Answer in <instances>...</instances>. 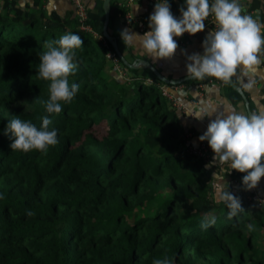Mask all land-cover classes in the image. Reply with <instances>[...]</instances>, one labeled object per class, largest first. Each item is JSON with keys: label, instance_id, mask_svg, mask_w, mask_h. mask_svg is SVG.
<instances>
[{"label": "trees", "instance_id": "1", "mask_svg": "<svg viewBox=\"0 0 264 264\" xmlns=\"http://www.w3.org/2000/svg\"><path fill=\"white\" fill-rule=\"evenodd\" d=\"M118 1L110 2L108 26L115 13L124 16ZM168 3L179 19L184 0ZM38 4L0 0V264H153L164 257L173 264H264V207L247 200L241 173L232 170L223 187L205 167L210 157L183 146L177 111L161 92L168 84L148 67L130 66L147 57L120 34L112 35L117 54L102 33L101 8L100 17L87 10L84 29L75 12L48 13ZM255 8L264 20L255 0L246 11ZM67 33L83 40L69 77L79 90L59 114H46L39 54ZM109 53L123 80L112 74ZM156 69L168 79L187 76ZM209 78L218 80L180 84ZM222 83L234 106L243 101ZM43 115L57 129V144L45 152L11 150L8 122L20 118L39 128ZM260 184L263 178L258 190ZM217 187L238 196L244 211L229 219L227 206L216 203ZM206 215L216 222L202 229Z\"/></svg>", "mask_w": 264, "mask_h": 264}, {"label": "clouds", "instance_id": "2", "mask_svg": "<svg viewBox=\"0 0 264 264\" xmlns=\"http://www.w3.org/2000/svg\"><path fill=\"white\" fill-rule=\"evenodd\" d=\"M139 4L131 8L139 11ZM177 19L170 11L168 0H159L149 16V31L142 35L121 31L124 44L136 45L153 60L170 59L178 47L174 37L184 33L194 35L205 28V20L214 17L215 29L210 31L202 42L203 54L187 57V75L196 80L213 77L227 83L236 73L238 66L253 68L261 63L260 54L264 53V23L259 17L242 14L239 0H184ZM83 44L77 34L67 33L59 39L45 43V51L39 54L37 75L48 82V99L41 101L46 114H59L62 103L71 102L79 90V85L69 83V77L75 76L76 49ZM250 87L251 85H247ZM199 141H206L213 155L212 161L205 167L219 162L226 174L232 170L246 173L242 177L245 190L257 187L264 177V111L250 114L230 110L217 113L201 109L196 119L213 117ZM42 123L37 128L31 121L20 118L11 119L5 128L10 133L11 150L28 152L47 151L49 146L57 144V129H50L52 121L48 115L40 117ZM230 170V171H229ZM225 176L221 177L224 179ZM225 180V179H224ZM216 203H224L229 209L228 218L237 216L244 209L238 196L228 189L217 187ZM31 215V212H29ZM216 222L214 216L203 217L200 227L207 229ZM249 231L253 229L248 225ZM153 264H173L168 258L154 259Z\"/></svg>", "mask_w": 264, "mask_h": 264}, {"label": "crops", "instance_id": "3", "mask_svg": "<svg viewBox=\"0 0 264 264\" xmlns=\"http://www.w3.org/2000/svg\"><path fill=\"white\" fill-rule=\"evenodd\" d=\"M20 4L30 5L34 0H18ZM39 7L42 9L53 13H58L60 15L64 14L65 12H71L72 14L74 11V6L71 0H38ZM83 4L86 6V9H93L95 10L94 15L100 17L97 10L100 8L104 13L103 3L104 0H81ZM119 0L117 3H119ZM254 0H239V3L243 10H246L250 4H252ZM257 3H260L264 6V0H255ZM134 3L139 4V11L135 8H131ZM130 6V11L133 17H135L136 22L131 24H127L125 22L124 17L121 14H114L113 21L111 26H107L108 33L112 35L120 34L122 30L127 29L130 33H136L142 35L143 32L140 31L139 27L137 26V19L138 17H146L147 19L154 11V5L146 0H136ZM97 9V10H96ZM254 10L261 11L260 8H255ZM88 13V12H87ZM105 18V13H104ZM149 21V19H148ZM104 23V21H103ZM109 24V23H108ZM149 24V22H148ZM147 24V26H148ZM103 29V28H102ZM212 31V29L205 28L202 32H198L194 35H189L188 33H184L180 37H174L177 41L178 47L176 49L175 54L170 59H160V60H153L152 57L147 56L144 50L136 45H133L134 50L142 54L143 56L147 57L148 61L151 64H155V66L163 73L168 74L172 77H177L182 74H187L186 64L189 62L187 57L192 54H203V47L202 42L204 41L206 35ZM113 37V36H112ZM261 63L259 65L253 66V68L249 69L245 66H238L236 73L232 76L235 80L236 84L242 89L243 93L245 94L250 109L253 112H260L264 111V64H262V60H264V53L260 54ZM180 84V83H179ZM251 85L248 87L247 85ZM168 89L171 93L178 98L187 108L194 107L196 110V116L194 118L190 117L186 112H179L176 113L179 116L180 124L182 126V133L183 135L189 133V143L190 145H196L199 142V136L203 134L205 127L208 125L210 119L213 117H205L203 119H196L201 114V109L205 110H215L217 113H223L230 110H234L238 113L247 114V110L245 108L244 101L239 102L235 106L225 97L224 87L219 84H211L206 87V89L200 93L194 85H172L168 84ZM194 103V105L192 104ZM213 153L210 156V162L213 158ZM209 162V163H210ZM208 163V164H209ZM210 168V167H209ZM222 168H226L222 166L217 161L215 164L213 163L211 166L212 175L215 177H219L220 184L224 187L229 183L227 181H223L221 177L225 176L228 179H231L230 174H226L222 171ZM224 177V178H225ZM264 179V177H262ZM227 183V184H226ZM263 187V191L259 190L260 193L264 194V184H260ZM258 187V186H257ZM259 189V187H258Z\"/></svg>", "mask_w": 264, "mask_h": 264}, {"label": "built area", "instance_id": "4", "mask_svg": "<svg viewBox=\"0 0 264 264\" xmlns=\"http://www.w3.org/2000/svg\"><path fill=\"white\" fill-rule=\"evenodd\" d=\"M74 6V10L75 13L79 19V22L81 23V28L84 29H90L88 26H84V21L87 19V9L86 6L83 4V2L81 0H71ZM136 1V0H121L119 2V5H121L122 7H124L126 9L125 13H124V19L125 22L127 24H131L133 22H136L135 17H133V15L131 14L130 11V6L132 5V3ZM150 2L152 4H155L156 2H158V0H150ZM211 3V0H210ZM243 10V9H242ZM242 14H250L252 15L254 18L255 17H259V20L261 21V23H264V20H262L261 16H260V11L259 10H250V11H246L243 10ZM181 16V13H179V17ZM148 19L146 17H138L137 19V26L139 27L140 31L142 32H146L147 31V24H148ZM216 27L215 25V20L214 17L210 16L208 19L205 20V28H209L214 30ZM204 28V29H205ZM108 57L110 58H114V62H115V68L119 69L121 68L120 65H118L117 60L114 57V54L109 53ZM122 70V68H121ZM148 82H152L151 79L147 80ZM211 84H219L221 86H223L222 81L220 80H213L211 78L201 81V82H197L195 84V88L202 93L207 86L211 85ZM161 92L162 95L167 98V100L169 101V105L174 108L176 111L179 112H186L190 117L194 118L196 116V110L194 107L191 108H187L178 98H176L171 91L168 89L167 85L161 86ZM192 104L194 105V103L192 102ZM207 126L205 127L204 132L206 131ZM203 132V133H204ZM189 137L190 134L187 133L183 136L184 138V144L187 146V150L189 153L191 154H196L197 156L203 158V159H208V157H210L212 151L209 148L208 144L206 141H199L198 144L196 145H190L189 143ZM242 176L245 175L246 173H241ZM246 197L248 201H251L253 203H255L257 206L259 207H264V194L260 193V191L258 190V188H254L251 190H246Z\"/></svg>", "mask_w": 264, "mask_h": 264}, {"label": "water", "instance_id": "5", "mask_svg": "<svg viewBox=\"0 0 264 264\" xmlns=\"http://www.w3.org/2000/svg\"><path fill=\"white\" fill-rule=\"evenodd\" d=\"M110 2L111 0H104V3H103V9H104V13H105V18H104V23H103V29H102V33L104 35V37L110 41L115 49V51L117 52V54L120 55V52L118 50V47H117V43H116V40L114 39V37H112L109 33H108V30H107V26H108V23H109V16H110ZM126 63V61H125ZM127 64V63H126ZM139 65H142L144 67H148L150 68L154 74L157 76L158 79H160L161 81L165 82L166 84H171V85H176V84H179V83H182L188 79H190V77L187 75L183 78H180V79H168L166 77H164L162 75V73H160L156 67H154L148 60L146 59H138L136 60L133 64H130L131 67H137ZM229 85L235 89L238 93L241 94L242 96V99L244 101V104H245V108L247 110V114H250L252 113L251 109H250V106H249V102L245 96V94L243 93L242 89L233 81L232 77L230 78V80L228 81Z\"/></svg>", "mask_w": 264, "mask_h": 264}, {"label": "rangeland", "instance_id": "6", "mask_svg": "<svg viewBox=\"0 0 264 264\" xmlns=\"http://www.w3.org/2000/svg\"><path fill=\"white\" fill-rule=\"evenodd\" d=\"M112 74L116 77V78H118V79H120V80H123V77H122V75H124V72H123V70H121V68H119V69H117V68H115L113 71H112ZM181 132H183V131H181ZM182 134H184V133H182ZM184 136V135H183ZM181 139V138H180ZM183 146H186L185 144L183 145ZM187 147V146H186ZM214 177V179H216V180H218V181H220L219 179V177H215V176H213ZM225 179V180H224ZM224 179H222L223 181H228V180H230V179H228V178H224ZM238 182L237 181H234L233 180V183H232V185L234 186H236L237 187V184ZM220 185V184H219ZM234 186V187H235ZM235 187V188H236Z\"/></svg>", "mask_w": 264, "mask_h": 264}]
</instances>
